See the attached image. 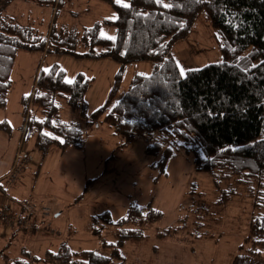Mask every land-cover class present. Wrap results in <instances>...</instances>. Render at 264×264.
I'll use <instances>...</instances> for the list:
<instances>
[{"label":"rangeland","instance_id":"obj_1","mask_svg":"<svg viewBox=\"0 0 264 264\" xmlns=\"http://www.w3.org/2000/svg\"><path fill=\"white\" fill-rule=\"evenodd\" d=\"M3 12L33 32L26 34V41L33 37L32 45H46L19 50L7 105L0 107L4 125L0 127V264H5V257L13 264H54L46 252H57L62 243L77 252L95 250L111 256V247L104 243L119 239L115 221L132 203L162 215L142 227L143 238L128 240L121 247L122 258L113 264H231L248 235L251 203L246 190L234 197L232 205L217 207L218 219L201 216L199 206L219 199L227 189L225 181L215 184L212 174L197 171L193 155L183 151L169 159L160 175V155L146 152V139L127 140L103 121L104 113H96L121 64L93 55L106 47L95 43V34L86 29L97 26L99 37L117 36L110 21L117 15L112 1L14 0ZM222 46L217 28L201 12L189 35L172 44L171 54L187 72L222 61ZM55 63L65 70L66 79L74 80L78 73L92 79L85 116L66 101L61 107L62 119L78 122L82 129L81 149L71 146L63 151L53 145L42 150L35 145V130H40L30 123L25 131L29 118L30 122L45 118L33 98L35 82L41 69ZM155 64L154 60L127 64L115 101L136 75L152 73ZM106 211L114 223L100 217ZM169 228L177 231L157 236ZM198 232L203 236L196 237ZM209 232L212 236L206 235Z\"/></svg>","mask_w":264,"mask_h":264},{"label":"trees","instance_id":"obj_2","mask_svg":"<svg viewBox=\"0 0 264 264\" xmlns=\"http://www.w3.org/2000/svg\"><path fill=\"white\" fill-rule=\"evenodd\" d=\"M13 1L0 0V107L7 105L19 50L46 45H32L33 37L26 41V34L33 32L3 12ZM110 1L117 13L116 19L110 20L117 28L116 39L99 37L97 26L86 29L95 34V43L106 47L93 55L111 57L121 64L106 102L96 113H104L103 121L127 140L146 139V152L160 155V175L169 159L183 151L193 155L197 171L212 174L215 184L225 181L227 189L219 199L199 206L201 216L218 219L217 207L232 205L234 197L246 190L251 203L248 235L231 264H264V0ZM168 3L173 7L164 8ZM201 12L223 39L224 59L181 76L171 46L189 35ZM142 60L156 61L152 73L136 75L126 93L115 101L125 66ZM65 79V70L57 63L47 72L41 69L36 78L33 98L45 118L31 122L29 118L25 131L30 123L31 128L40 130L34 134L39 149L55 145L64 151L84 146L78 122L62 119L61 107L66 101L85 116V96L92 79L84 73H78L73 84L64 83ZM46 132L51 135H44ZM161 215L159 210L132 203L115 221L120 227L119 239L104 243L111 247V256L95 250L77 252L62 243L57 252L47 251L46 258L54 264H113L122 258L121 247L128 240L143 238L142 227ZM100 217L113 222L110 211ZM174 231L177 228H169L157 236L166 237Z\"/></svg>","mask_w":264,"mask_h":264},{"label":"snow or ice","instance_id":"obj_3","mask_svg":"<svg viewBox=\"0 0 264 264\" xmlns=\"http://www.w3.org/2000/svg\"><path fill=\"white\" fill-rule=\"evenodd\" d=\"M121 2H122V0H116L117 4H120ZM155 2L157 4H160V3H162V0H155ZM124 7H129V5L125 4ZM163 7L164 8H172L173 5L171 3H168V4H164ZM101 35H103V33H101ZM108 39L114 41L116 39V37L110 36V37H108ZM178 67H179V65H178ZM253 67H256V65H253ZM45 71L47 72L48 69H45ZM179 71H180L181 76H184L186 74V70L183 67H179ZM187 71H189V72H191V71H199V69H188ZM64 83L73 84V83H75V81L72 80V79H65ZM41 123H43V121H41ZM53 123H55V121H53ZM44 135H51V133H47L46 132V133H44Z\"/></svg>","mask_w":264,"mask_h":264},{"label":"crops","instance_id":"obj_4","mask_svg":"<svg viewBox=\"0 0 264 264\" xmlns=\"http://www.w3.org/2000/svg\"><path fill=\"white\" fill-rule=\"evenodd\" d=\"M21 1H25V0H21ZM5 264H7V258L5 257Z\"/></svg>","mask_w":264,"mask_h":264}]
</instances>
